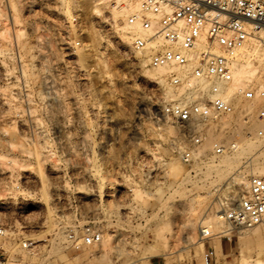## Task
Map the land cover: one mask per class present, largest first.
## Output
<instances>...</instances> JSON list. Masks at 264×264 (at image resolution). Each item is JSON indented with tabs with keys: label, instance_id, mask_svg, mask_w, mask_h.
Here are the masks:
<instances>
[{
	"label": "rangeland",
	"instance_id": "1",
	"mask_svg": "<svg viewBox=\"0 0 264 264\" xmlns=\"http://www.w3.org/2000/svg\"><path fill=\"white\" fill-rule=\"evenodd\" d=\"M120 1L114 9L94 0H0V170L13 174L0 172V258L205 264L213 246V264H264V223L241 231L212 220L220 201L247 194L241 178L264 168V120L211 123L198 156L184 163L181 129L162 114L174 99L165 71L151 72L132 50L126 18L135 4ZM243 56L240 64L255 69L245 86L264 87V45L255 51L250 41ZM216 141L251 146L214 157ZM205 219L215 235L207 242ZM86 226L102 242L76 249L69 235L79 240Z\"/></svg>",
	"mask_w": 264,
	"mask_h": 264
},
{
	"label": "built area",
	"instance_id": "2",
	"mask_svg": "<svg viewBox=\"0 0 264 264\" xmlns=\"http://www.w3.org/2000/svg\"><path fill=\"white\" fill-rule=\"evenodd\" d=\"M94 1L100 7L107 3L114 9L123 7L120 0ZM133 2L137 8L127 16L126 26L131 31L139 27L141 32H131V48L146 58L150 70L165 71V84L174 99L163 105L162 114L181 129V139L186 144L178 153L184 163L190 164L198 156L205 139L204 128L211 123L223 121L221 127L226 126L235 115L240 122L264 120L263 86L247 83L235 97L227 95L245 48L264 31V0ZM256 102L260 105L255 107ZM237 146V142L216 141L211 153L220 157ZM247 182V194L238 202L220 201L218 215L235 230H248L264 223V175H252ZM3 235L0 227V236ZM214 236L211 228H200L202 241H210ZM69 240L76 249L94 247L102 242V234L86 226L79 240L75 235H69ZM23 247L27 249L28 243ZM215 258V248L210 246L204 253L205 264H213ZM0 264L17 263L2 257Z\"/></svg>",
	"mask_w": 264,
	"mask_h": 264
},
{
	"label": "bare ground",
	"instance_id": "3",
	"mask_svg": "<svg viewBox=\"0 0 264 264\" xmlns=\"http://www.w3.org/2000/svg\"><path fill=\"white\" fill-rule=\"evenodd\" d=\"M120 2V1H119ZM136 5L134 6V10L132 11V12H130V10H129V14H131V13H133L135 10H136ZM119 9V8H118ZM12 10H14V9H12ZM14 12V11H13ZM15 14V13H14ZM124 14H125V16H127V12H124ZM132 32L133 33H136V34H138V33H140L141 31H140V29H139V27H136L135 29L133 28L132 29ZM125 37V36H124ZM251 43H253V45H254V47H255V51L256 50H258V48H260V46L261 45H264V31H262V32H260L255 38H252L251 40ZM127 43V42H126ZM92 46H90V49H92L91 48ZM241 57H244L243 56V54H242V56ZM150 70V69H149ZM151 72H161V71H164V69H159V70H150ZM255 73V69H253V66H252V62L250 61V60H247L246 62H244V63H241L240 64V62H238V64H237V67H236V70L234 71V83L232 84V86L228 89V91H227V95H228V97H232V96H234V94H236L235 92H239L240 90H242V88L243 87H245V84H246V82H248L249 81V79H250V77H251V75H253ZM173 97V95H169V97ZM5 105V104H4ZM6 107H8V106H6ZM7 110V109H6ZM8 111V110H7ZM7 113V112H6ZM10 113V112H9ZM15 114V113H14ZM61 123V122H60ZM64 123V122H63ZM14 124V123H13ZM26 124V123H25ZM31 124H32V126L33 127H35V128H38V121H35V120H33L32 122H31ZM256 124V123H255ZM12 127V126H11ZM40 128V127H39ZM11 129V128H10ZM60 129H62V128H60ZM34 130H36V129H34ZM40 130V129H39ZM63 130V129H62ZM4 131H5V129H4ZM25 132V131H24ZM59 132V131H58ZM259 132V131H258ZM6 132H4V134H5ZM3 134V133H2ZM36 134H37V132H36ZM2 140V139H1ZM7 141V140H6ZM42 142H44L45 143V141H42ZM242 142H244V141H242ZM246 142V141H245ZM4 143V142H3ZM43 144V143H42ZM246 145L248 146L247 148H249L250 146H251V144H248L247 142H246V144H245V146L243 145V144H241V146L239 147V149H237V152H242L241 154H243V152H245V149H246ZM25 152V151H24ZM24 152H23V154H24ZM238 154V153H237ZM231 155H236V154H231ZM263 156V155H262ZM234 157L235 156H230V155H228V156H226V158L223 160V163H225L226 161H230L231 159H234ZM10 160V159H9ZM13 161V160H12ZM7 162V161H6ZM5 162V163H6ZM16 164V163H15ZM10 166V165H9ZM2 169H3V167H2ZM8 169V168H7ZM54 169V168H53ZM53 169H51L50 170V173H51V175L53 174V175H56V176H58L57 175V171L56 172H54L55 170H53ZM4 170V169H3ZM3 170H0V172H1V174L2 175H9V177L11 178L12 176H13V174H11V173H7V172H4ZM8 170H10V169H8ZM13 171V170H12ZM252 174L253 175H258V176H261V175H264V168H259V167H257V166H255V167H253V169H252ZM82 174V173H81ZM22 175V174H21ZM18 176V175H17ZM16 176V177H17ZM58 178V177H57ZM17 179V178H16ZM8 180H10L9 178H8ZM35 180V179H34ZM247 183L248 182H246V180H245V178L243 179V178H241V180L238 182V187H239V189H241V190H243V189H245V187H247ZM47 184V183H46ZM57 188V187H56ZM45 190V189H44ZM55 191V190H54ZM58 191V190H57ZM59 196V195H58ZM241 197L242 196H239V198L237 199V201L236 202H238L240 199H241ZM235 202V203H236ZM214 222H216L217 224H220V223H222V220H221V217H220V215H216L213 219H212ZM210 222H212L211 220H209V222L205 219L204 221H202V224L204 225V224H207V223H210ZM214 224V223H213ZM209 227V228H212V225L210 224H207L206 226H204V227ZM214 226V225H213ZM232 229H234V227L232 228ZM261 236V234H260V232L259 231H255V233H254V237L257 239V238H259ZM259 264H263L262 262H259Z\"/></svg>",
	"mask_w": 264,
	"mask_h": 264
}]
</instances>
